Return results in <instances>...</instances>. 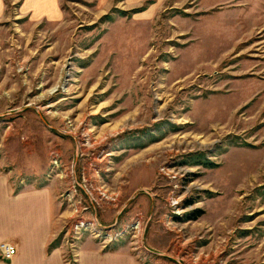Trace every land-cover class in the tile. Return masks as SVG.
Returning a JSON list of instances; mask_svg holds the SVG:
<instances>
[{"label": "rangeland", "instance_id": "obj_1", "mask_svg": "<svg viewBox=\"0 0 264 264\" xmlns=\"http://www.w3.org/2000/svg\"><path fill=\"white\" fill-rule=\"evenodd\" d=\"M59 2L61 22L31 23L5 0L0 206L71 187L47 171L59 148L87 217L119 230L140 217L144 231L140 252L129 235L73 249L63 203L66 264L86 239L141 264H264V0ZM86 181L117 203L92 210Z\"/></svg>", "mask_w": 264, "mask_h": 264}, {"label": "crops", "instance_id": "obj_2", "mask_svg": "<svg viewBox=\"0 0 264 264\" xmlns=\"http://www.w3.org/2000/svg\"><path fill=\"white\" fill-rule=\"evenodd\" d=\"M20 2L19 15L28 21L61 22L63 13L59 0H11ZM5 0H0V21L7 18ZM49 162V161H48ZM52 186L23 190L13 196L10 208L0 206V244L16 247L10 260L0 264H66L60 242L51 248L68 218L60 200L61 192ZM3 198H10L6 187ZM51 248V249H50ZM76 264H141L129 247L116 245L104 251L92 239L83 242Z\"/></svg>", "mask_w": 264, "mask_h": 264}, {"label": "built area", "instance_id": "obj_3", "mask_svg": "<svg viewBox=\"0 0 264 264\" xmlns=\"http://www.w3.org/2000/svg\"><path fill=\"white\" fill-rule=\"evenodd\" d=\"M58 149L57 148H54V150L50 149L47 171H49V177L52 175H55V177L59 176L61 179L65 178V175L72 177L71 187L73 188L69 189L71 188L69 187L65 189L63 193L60 195V198L62 199V203H64L65 205H67L68 202L71 203V206H69L70 210H69V218H68L71 222V227L70 230L68 229V232L69 234L71 233L69 237H70V241L72 242L71 244L72 248L75 249L77 247L76 244L78 245V243L81 242L83 238V234L90 236L95 240H99L100 244L104 246H107L108 244L113 243L115 241H119L129 235L128 238L131 239L133 245L132 250L136 252H140V250L143 248L142 246L144 240L142 219L139 217L138 220L135 221L134 223L132 222L129 227H126L123 230H119L117 228H113V227L107 228L106 226L98 224L95 216L93 215L92 217H87L84 214V212L88 211V209L87 208L81 209L78 202H76L78 195H77L76 178H74L75 174H73V172L71 173L68 172V168L66 167V165H64L61 153ZM108 154L109 153H107V155ZM109 156H107L104 160H106ZM104 160L100 161V163H103ZM100 163H96L97 164L96 167H98V165L100 166ZM94 173H95L94 177L96 178L98 172H94ZM21 183L24 184L22 181ZM82 186L85 195L90 200L89 207L92 210L98 208L99 205H107V204L115 205L118 201L119 194L109 192L108 190H106V188L103 187V184L99 182H96L95 185H92L90 181H86ZM66 236L68 237V233ZM63 241H65V243L69 245L68 239H64ZM16 252L17 249L15 246L6 243L0 244V257L3 260H10L12 257L16 255Z\"/></svg>", "mask_w": 264, "mask_h": 264}, {"label": "trees", "instance_id": "obj_4", "mask_svg": "<svg viewBox=\"0 0 264 264\" xmlns=\"http://www.w3.org/2000/svg\"><path fill=\"white\" fill-rule=\"evenodd\" d=\"M195 163H197V164H202V165L205 166V167H213V166H214L212 163L208 162L207 160H204V161H202L201 163H200V161H195ZM203 214H204V211L198 210V211H196V212H193L192 214L187 215V216H186V219H187V220H197V219H198L199 217H201ZM57 244H58V240H57V241L51 246V248L54 247V246L57 245ZM51 248H50V249H51Z\"/></svg>", "mask_w": 264, "mask_h": 264}]
</instances>
